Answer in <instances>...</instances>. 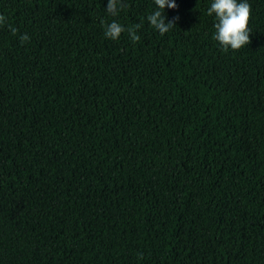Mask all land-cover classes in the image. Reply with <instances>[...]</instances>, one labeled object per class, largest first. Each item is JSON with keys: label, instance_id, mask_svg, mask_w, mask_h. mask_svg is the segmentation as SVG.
Instances as JSON below:
<instances>
[{"label": "trees", "instance_id": "trees-1", "mask_svg": "<svg viewBox=\"0 0 264 264\" xmlns=\"http://www.w3.org/2000/svg\"><path fill=\"white\" fill-rule=\"evenodd\" d=\"M123 2L0 0V264H264V0Z\"/></svg>", "mask_w": 264, "mask_h": 264}, {"label": "clouds", "instance_id": "clouds-1", "mask_svg": "<svg viewBox=\"0 0 264 264\" xmlns=\"http://www.w3.org/2000/svg\"><path fill=\"white\" fill-rule=\"evenodd\" d=\"M157 10L148 15L147 20L150 26L158 30L160 35L169 32L175 23L173 20H167L165 10L167 8L176 9L178 7L176 0H154ZM125 4L123 0H108L106 12L111 16H118L123 10ZM251 5L247 0H213L207 9L209 16H214L216 29L213 39L221 46L223 51L240 50L242 47L251 43V29L249 27ZM6 23V17L0 14V26ZM104 23V21H101ZM142 24H135L125 28L122 24L113 20L105 26V37L111 40H119L125 32L133 42L139 41L140 37L136 30L141 28ZM9 30L13 35L19 31L17 28L9 25ZM21 43L27 42L30 37L27 33L20 35ZM142 258V254H140Z\"/></svg>", "mask_w": 264, "mask_h": 264}, {"label": "rangeland", "instance_id": "rangeland-1", "mask_svg": "<svg viewBox=\"0 0 264 264\" xmlns=\"http://www.w3.org/2000/svg\"><path fill=\"white\" fill-rule=\"evenodd\" d=\"M193 59H197L195 56H193ZM201 66L203 67V65L201 64Z\"/></svg>", "mask_w": 264, "mask_h": 264}]
</instances>
